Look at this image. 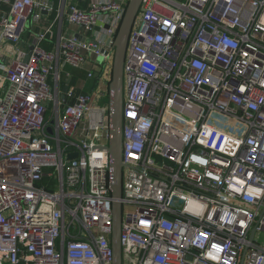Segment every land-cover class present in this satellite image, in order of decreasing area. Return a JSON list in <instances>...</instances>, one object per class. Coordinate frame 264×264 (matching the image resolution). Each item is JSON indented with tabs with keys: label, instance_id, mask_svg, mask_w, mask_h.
<instances>
[{
	"label": "built area",
	"instance_id": "1",
	"mask_svg": "<svg viewBox=\"0 0 264 264\" xmlns=\"http://www.w3.org/2000/svg\"><path fill=\"white\" fill-rule=\"evenodd\" d=\"M131 1L0 0V264H113ZM132 27L123 264H264V0H142Z\"/></svg>",
	"mask_w": 264,
	"mask_h": 264
},
{
	"label": "water",
	"instance_id": "2",
	"mask_svg": "<svg viewBox=\"0 0 264 264\" xmlns=\"http://www.w3.org/2000/svg\"><path fill=\"white\" fill-rule=\"evenodd\" d=\"M142 0H132L128 6V11L125 15L121 30L116 40V52L114 57V70L113 78L110 87V118H111V142L107 147L109 154L111 155V186L110 191L113 195V232L111 235V242L114 250L113 264H123V248L120 243V235L123 222V209H122V197H123V107H124V60L127 51V43L130 33L133 29V24L140 11V5ZM67 92V88L64 89V93ZM51 129L49 130V132ZM70 159L77 158L78 155H69Z\"/></svg>",
	"mask_w": 264,
	"mask_h": 264
},
{
	"label": "trees",
	"instance_id": "3",
	"mask_svg": "<svg viewBox=\"0 0 264 264\" xmlns=\"http://www.w3.org/2000/svg\"><path fill=\"white\" fill-rule=\"evenodd\" d=\"M73 77H72V82L71 83H76L78 79H83L85 80L87 77V71H78V70H70ZM90 88L93 86V83L90 81L89 82Z\"/></svg>",
	"mask_w": 264,
	"mask_h": 264
}]
</instances>
